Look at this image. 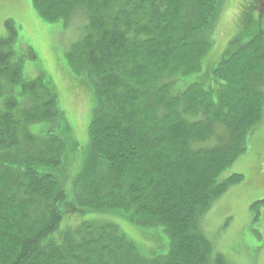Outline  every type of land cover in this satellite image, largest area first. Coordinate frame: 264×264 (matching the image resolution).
I'll return each mask as SVG.
<instances>
[{
	"label": "trees",
	"instance_id": "obj_1",
	"mask_svg": "<svg viewBox=\"0 0 264 264\" xmlns=\"http://www.w3.org/2000/svg\"><path fill=\"white\" fill-rule=\"evenodd\" d=\"M222 2L33 0L46 21H85L68 68L93 90L89 137L101 166L71 189L66 139L35 130L65 118L58 89L44 74L25 77L16 35L0 36V264H236L216 251L202 217L243 177L221 180L263 118L264 30L212 60L216 96L202 80L178 90L202 70L211 47L202 34ZM65 207L131 211L137 226H163L170 250L146 257L114 222L59 232Z\"/></svg>",
	"mask_w": 264,
	"mask_h": 264
},
{
	"label": "rangeland",
	"instance_id": "obj_2",
	"mask_svg": "<svg viewBox=\"0 0 264 264\" xmlns=\"http://www.w3.org/2000/svg\"><path fill=\"white\" fill-rule=\"evenodd\" d=\"M65 22L41 18L33 0H0V36L16 35L15 57H23L25 77L44 74L45 82L58 89L65 118H59L54 127L50 123H39L35 130L66 139L65 152L71 151L75 159L63 166L64 153L62 171L67 180L64 185L71 189L97 174L101 159L93 157L90 146L89 125L95 106L93 90L80 85V75L68 68L67 52L71 44L82 37L85 21L81 15ZM260 30H264V0H223L215 24L202 34L211 42L202 60V70L185 75L178 90L202 80L216 96L221 81L211 75L212 60L228 56ZM89 158L90 167L86 169ZM233 173L243 177L230 184L204 213L205 231L216 251L226 254L236 264H264V113L249 132L246 150L220 178L224 180L225 175ZM75 204L79 206L77 201ZM67 209L64 208L59 232L67 228L76 230L87 223L114 222L144 256L164 255L170 250L171 239L163 226H137L131 211L81 208L69 212Z\"/></svg>",
	"mask_w": 264,
	"mask_h": 264
}]
</instances>
